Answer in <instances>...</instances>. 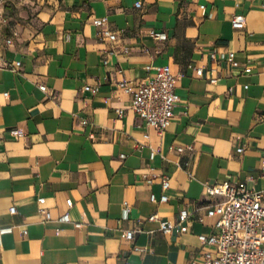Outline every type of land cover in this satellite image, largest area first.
<instances>
[{"label": "crops", "instance_id": "crops-1", "mask_svg": "<svg viewBox=\"0 0 264 264\" xmlns=\"http://www.w3.org/2000/svg\"><path fill=\"white\" fill-rule=\"evenodd\" d=\"M38 3L31 23L0 28V229L14 228L0 239V264H200L213 251L200 236L217 221L207 186L264 185V0ZM235 14L246 16L243 30ZM104 17L116 41L93 24ZM148 66L177 76L180 101L162 134L120 87L154 76ZM184 208L187 233L149 220L175 224Z\"/></svg>", "mask_w": 264, "mask_h": 264}, {"label": "built area", "instance_id": "built-area-1", "mask_svg": "<svg viewBox=\"0 0 264 264\" xmlns=\"http://www.w3.org/2000/svg\"><path fill=\"white\" fill-rule=\"evenodd\" d=\"M136 6L140 8L142 4L139 3ZM246 23L244 14L233 16L232 26L235 30H243ZM93 24L97 27H104L101 31L102 38H108L111 41L117 40V35L107 28L108 18L95 19ZM150 35L157 41L168 39V34L165 32L151 30ZM8 43L11 41L9 40ZM212 57L214 58L215 55L212 54ZM228 58L234 67L238 66L235 53H230ZM148 69L155 71L154 76L146 78L135 88H130L126 81L121 82L120 87L130 95L131 107L137 116L149 127L162 134L171 125L175 106L180 101V96L176 92L177 76L170 66H148ZM196 72L199 76L204 74L203 68H196ZM211 82L214 83L216 80H211ZM40 88L43 91L46 90L44 85ZM85 89L90 90L91 87ZM94 90L96 91L97 88ZM24 134L19 129L11 130V135L14 137H22ZM178 151L183 152L184 148H178ZM242 151V148L238 149V152ZM261 169L264 180V151ZM162 186L164 191L168 190L169 180L164 179ZM206 193L209 197L214 198V201L208 206L207 214L217 218V221L213 234L200 236L202 245L213 248V251H204L200 264H264V185L261 189H256L249 188L244 182L237 184L225 182L208 185ZM151 201L166 203L168 196L164 194L158 199L155 194H152ZM38 202L43 206L46 200L40 198ZM73 205V201L68 199V208L71 209ZM10 212L15 214L16 208L12 207ZM40 212L45 219L51 218L50 212L44 207H41ZM190 217V212L184 208L178 213L175 224L161 220L157 213L151 215L149 220L159 222L160 230L164 234L187 233ZM61 221L69 223L70 214L68 212L64 214ZM76 226L81 227V224H76ZM13 230V227L0 229V239L4 234L12 233ZM122 237L127 241H132L135 239V232L125 231ZM125 264L138 263L127 262Z\"/></svg>", "mask_w": 264, "mask_h": 264}, {"label": "rangeland", "instance_id": "rangeland-1", "mask_svg": "<svg viewBox=\"0 0 264 264\" xmlns=\"http://www.w3.org/2000/svg\"><path fill=\"white\" fill-rule=\"evenodd\" d=\"M38 5V0H0V28L31 23Z\"/></svg>", "mask_w": 264, "mask_h": 264}]
</instances>
